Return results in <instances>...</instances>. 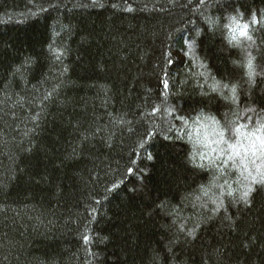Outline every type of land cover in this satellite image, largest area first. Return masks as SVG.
I'll list each match as a JSON object with an SVG mask.
<instances>
[{
    "label": "trees",
    "instance_id": "trees-1",
    "mask_svg": "<svg viewBox=\"0 0 264 264\" xmlns=\"http://www.w3.org/2000/svg\"><path fill=\"white\" fill-rule=\"evenodd\" d=\"M217 123L264 136V0H0V264H264Z\"/></svg>",
    "mask_w": 264,
    "mask_h": 264
},
{
    "label": "snow or ice",
    "instance_id": "snow-or-ice-1",
    "mask_svg": "<svg viewBox=\"0 0 264 264\" xmlns=\"http://www.w3.org/2000/svg\"><path fill=\"white\" fill-rule=\"evenodd\" d=\"M241 35L247 37V39L251 40V37L247 35L246 30L241 32ZM253 57L251 54H248L246 63L244 67L247 70V75L249 80L256 75L254 71L253 65ZM165 88L168 87L167 81L164 82ZM219 85L216 84L213 86V90H218ZM227 84L223 85V88H228ZM236 85L231 86V94L232 99L235 101L236 96ZM155 113H153L154 115ZM264 127V124L261 125ZM236 133L239 135H243L240 132L239 128L235 129ZM220 143L228 144V151L226 155V160L224 161L227 164L229 161L233 163V166L240 171L241 180L236 181V183L242 184V191L239 192L238 198L234 195L237 192V189H233L231 184H228L227 181L224 185H219L221 189L220 196L215 197L211 202L215 205L213 209L214 213L220 212L224 209V200L221 199L222 196L226 195L228 197L233 198V202L235 203H243L245 206H250L251 198L253 193L257 191V187H264V136L256 135L255 133H250L244 138L248 141L247 144H241L240 140L238 139L235 144L228 143L227 140L224 139V132L220 131ZM225 150L221 149L220 152L224 153ZM153 157L149 155L148 159L151 160ZM237 158L239 159V163L237 164ZM259 161V163H258ZM133 169H128V174H132ZM119 187L117 184L112 185V189L115 190ZM204 195H207V189H202ZM200 199V197H197ZM203 206V205H202ZM181 231H183V226H181ZM189 237H195V228L191 231L187 232ZM85 242L87 243L89 238L87 236L84 237Z\"/></svg>",
    "mask_w": 264,
    "mask_h": 264
},
{
    "label": "clouds",
    "instance_id": "clouds-1",
    "mask_svg": "<svg viewBox=\"0 0 264 264\" xmlns=\"http://www.w3.org/2000/svg\"><path fill=\"white\" fill-rule=\"evenodd\" d=\"M209 137L213 138V143L219 147L220 143V134L215 130V128L209 130L203 124L199 126V128L193 127L192 131L189 134V139L193 140L195 144H205L207 145V141ZM219 137V139H216Z\"/></svg>",
    "mask_w": 264,
    "mask_h": 264
},
{
    "label": "rangeland",
    "instance_id": "rangeland-1",
    "mask_svg": "<svg viewBox=\"0 0 264 264\" xmlns=\"http://www.w3.org/2000/svg\"><path fill=\"white\" fill-rule=\"evenodd\" d=\"M215 128H216L217 132L223 131L224 132V139L227 140V141H230V137L227 135V133L224 130L226 128V125H218V123H217V127H215ZM234 132H235L234 137L236 138V140L239 139L241 141L242 138L244 137V135H239V134L236 133V131H234ZM223 144L224 145H222V144L219 145L220 150L223 149V150L226 151V149L228 148V145L225 144V143H223ZM230 144H233V141L230 142Z\"/></svg>",
    "mask_w": 264,
    "mask_h": 264
}]
</instances>
